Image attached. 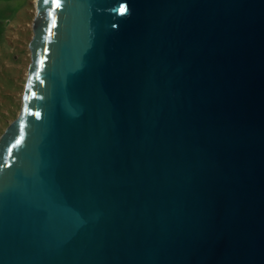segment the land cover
Wrapping results in <instances>:
<instances>
[{"label":"water","instance_id":"obj_1","mask_svg":"<svg viewBox=\"0 0 264 264\" xmlns=\"http://www.w3.org/2000/svg\"><path fill=\"white\" fill-rule=\"evenodd\" d=\"M36 8L0 264H264V0Z\"/></svg>","mask_w":264,"mask_h":264},{"label":"rangeland","instance_id":"obj_2","mask_svg":"<svg viewBox=\"0 0 264 264\" xmlns=\"http://www.w3.org/2000/svg\"><path fill=\"white\" fill-rule=\"evenodd\" d=\"M36 13V0H0V142L22 110Z\"/></svg>","mask_w":264,"mask_h":264},{"label":"snow or ice","instance_id":"obj_3","mask_svg":"<svg viewBox=\"0 0 264 264\" xmlns=\"http://www.w3.org/2000/svg\"><path fill=\"white\" fill-rule=\"evenodd\" d=\"M124 11V9H121V12H123ZM54 23V22H53Z\"/></svg>","mask_w":264,"mask_h":264}]
</instances>
